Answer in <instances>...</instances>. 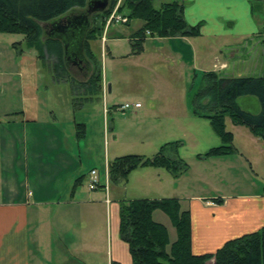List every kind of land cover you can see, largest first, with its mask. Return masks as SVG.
Segmentation results:
<instances>
[{
  "label": "crops",
  "instance_id": "crops-1",
  "mask_svg": "<svg viewBox=\"0 0 264 264\" xmlns=\"http://www.w3.org/2000/svg\"><path fill=\"white\" fill-rule=\"evenodd\" d=\"M173 1L184 4V20L192 27L200 25V36L172 40L147 39L143 52L131 56L129 36L142 25L131 22L129 26L113 23L105 31L102 42L98 41L104 46L101 53L105 69L102 75V98L106 103L104 113L105 110L107 114L109 112L107 102L110 101L113 106L118 96V89L107 78V59L134 65L141 74L146 70L145 65H157V73L163 74L168 73L165 67L171 69L173 65L188 62L192 71L215 72L221 76L230 68H235L239 59L249 58L252 46L261 44L264 0L254 3L253 9L250 0H153V3L158 8ZM123 42L127 44V50L119 54L117 47ZM259 50L263 56V48ZM160 63L164 65H158ZM37 67L38 59L31 52L25 51L18 56L17 70L11 78L13 80L15 77L19 84L13 97L18 106L16 109L9 106L0 110V264H111L113 261L131 264L127 246L118 237V224L116 230L112 229L114 237L105 260L99 257L94 239V190L86 192L76 189L70 195L73 181L83 175L81 160L77 165L73 158H80L81 147L86 148L87 134L83 139L76 138L77 123L70 111L65 118L67 128L61 126V131L53 134L52 124L55 126L57 118L52 120L43 116L44 110L38 96ZM247 73L257 76L237 74L229 78L261 77L264 74V61L260 59L258 72ZM156 95L158 92L153 93L151 89L144 92L142 97L152 100ZM141 108L142 105L133 110ZM172 119L178 122V118ZM199 124L192 123L203 127ZM245 134L246 141L238 147V154L252 153L254 163L259 159L264 162V144L248 130ZM212 138L206 133L191 140L194 149L202 151L199 150L202 147L215 145L216 141ZM171 139L179 141L180 138L172 136ZM216 140L219 141L218 138ZM200 142L207 144L200 146ZM181 149L183 147L179 155ZM52 153L55 154L54 162L50 159ZM230 158L195 161V169L197 172L201 170V175L197 173V181H206L205 171L212 170L218 174L219 185H227L223 176L228 175L229 169H234L235 160L240 163V159ZM222 166L224 169H220ZM90 171H94V168ZM191 174V167L187 174L178 179H173L161 169H139L130 174L128 182L120 189L126 195L133 179V183L137 182V186L131 189L134 199L181 200L182 208L190 213V249L194 255L214 253L225 242L264 227V186L230 195L222 194L219 189L212 194L217 196L193 194V188L182 187V180L191 178ZM106 190L109 194L110 187ZM119 199L106 201L107 207L116 213L117 223ZM216 199L222 202L217 203ZM156 217L157 212H154L153 220L163 224L169 233L172 227L168 219L162 217L161 221H157Z\"/></svg>",
  "mask_w": 264,
  "mask_h": 264
},
{
  "label": "trees",
  "instance_id": "trees-1",
  "mask_svg": "<svg viewBox=\"0 0 264 264\" xmlns=\"http://www.w3.org/2000/svg\"><path fill=\"white\" fill-rule=\"evenodd\" d=\"M107 7L92 14L90 28L83 41V54L90 64L85 77L72 75L64 61L62 43L45 38L42 25L76 11H84L89 0H0V34L22 35L24 50H34L41 62H50L54 83H66L71 94L73 111L84 103L98 101L102 97V67L92 50V43L101 40L106 21L119 0H105ZM259 0H250L252 4ZM184 4L178 1L156 8L153 0H121L116 13L129 26L133 21L141 27L129 36L130 55L143 52L147 39H179L200 36V25L189 26L183 17ZM264 56V34L261 36ZM19 50V55L23 53ZM46 64V63H45ZM48 64V63H47ZM256 112L243 108L247 103ZM191 115L208 122L220 145L196 155V160L230 157L238 154L233 145V134L226 130V119L234 126L244 127L264 144V74L258 78H227L215 72H203L201 84L191 100ZM243 106V107H242ZM85 137V125L76 124V138ZM180 141L162 145L152 157L126 155L107 164V181L126 184L132 172L144 169H161L173 179L189 171L180 157ZM77 178L72 185V195L83 181ZM97 188H105V186ZM215 202L222 201L216 199ZM154 212L164 214L175 231V241L170 244L167 228L152 218ZM118 237L127 246L131 264H264V227L260 230L225 242L214 253H191V226L188 209L181 200L123 199L119 201ZM111 264H119L111 262Z\"/></svg>",
  "mask_w": 264,
  "mask_h": 264
},
{
  "label": "rangeland",
  "instance_id": "rangeland-1",
  "mask_svg": "<svg viewBox=\"0 0 264 264\" xmlns=\"http://www.w3.org/2000/svg\"><path fill=\"white\" fill-rule=\"evenodd\" d=\"M80 12L82 11H76V13ZM133 23H139V21H133ZM112 24L113 22L108 25L105 24L102 38L107 28ZM22 40V35L0 34V110H5L9 106L11 108L18 106V103H15L13 97L14 92L19 88V84L16 83L17 80L15 77L13 80L11 78L17 70L19 50H24L23 44L18 45V43H22ZM101 44L97 41L91 45L96 59L101 63L102 75L104 76L105 69L101 58V53L104 52V46H101ZM251 48L252 51H249L252 54L249 58L243 57L239 59L234 66L235 68H230V70L222 73L221 76L227 78L237 76V74H242L241 76H257L246 74H248L247 72H250L249 74H254L252 72L255 71L258 72L260 59L264 61L259 50V48L263 47L261 44H258ZM126 50V43L118 44L117 52L119 54ZM29 52L36 57L34 50ZM45 63H41L38 60V96L40 98L41 108L44 110L42 112L43 116H48L52 120L54 117L57 118L54 124L55 126L52 124L53 134L57 135V132L61 131V126L62 128H67L65 118L69 114L68 111L72 112L74 115L72 117H74L77 124H84L86 126L87 146L86 148L84 146L81 147V153H79L80 158L73 159L77 165L79 164V160H81L83 167L82 176L84 178L77 187V190L83 189L86 192L87 190H94V239L98 245L99 257L103 261L105 260L106 253H108V247L110 248V242L113 241L114 235L112 229L116 230L118 224L116 213L110 210L111 207H107L106 201L108 199L112 201L119 198V201H121L125 199L124 196L134 199L131 189L137 186V182L133 183L134 180L132 179L129 183V188L127 187L126 195H124L122 189H120L122 187L121 184L108 183L106 166L117 157L126 155L152 157L162 145L176 142L173 141L175 139H171L172 136H178L183 147L180 151V156L183 157L182 159L187 163L189 168H192V177L188 179L184 178L182 180V187L193 188L191 189L193 194L217 196L212 194H214L216 189H219L222 194L230 195L247 190H254L255 188L261 189L264 186V162L262 159H259L257 163H254L252 153H246V155L243 154L241 156L239 154L230 156V159L233 160L240 159V163L238 160H235L234 169H229L228 175H222L227 180V185L220 186L217 180L218 174H215V171L212 170L205 171V175L207 174L206 181L201 180L202 183L197 181V173L201 175L199 173L201 170L197 172V169L194 167L195 161H197L195 158L196 154L198 152L205 153L206 150L219 146L220 141L216 140L217 138L213 134L208 122H198V120H194L191 116V100L201 84L203 71H192L193 69L189 66L188 62H185L184 65H173L171 69L165 67L168 73L163 74L157 73L155 67L157 65H145L146 70L141 74L134 65L125 64V62H110L107 59V78L118 89L117 101L114 105L112 106L109 103L110 101L107 102L108 114L107 112L106 114L104 113V104L106 105V103L102 97L98 101L86 102L80 109L73 111L68 84H53L49 69L50 62L45 61ZM158 65L163 66L164 63ZM160 71L164 72L163 70ZM76 78L80 79L81 77ZM151 89L153 93L158 92V95L154 99L148 100L142 97L144 92L150 91ZM114 96L115 92L113 94ZM136 102L142 105V108L138 111L130 109L125 112H120L118 110L120 105L135 104ZM243 106L247 110L256 112L251 102ZM172 118H178V122H174ZM104 120L106 128L104 127ZM192 123H201L199 125H203L204 128L202 126L192 125ZM225 125L226 130L233 134L235 138L233 145L238 149L240 144L245 143L247 138L245 133L248 129L236 128L237 126L235 127L229 119H226ZM206 133H209L213 137L212 139H215L216 143L215 145H210V147H207V145L199 149L202 151H197V149H194L191 138H198V136H204ZM166 134L170 136H164ZM207 142L205 144L200 142V146H205ZM50 159L51 162H54V153H52ZM91 168H94L95 172L93 178L101 186H105L106 188L110 187L109 194L106 188L89 189ZM220 169H224V167L222 166ZM208 172H211V175H208ZM161 218L167 219L164 214L157 212L156 220L161 221ZM168 235L171 244L176 238L175 231L169 228Z\"/></svg>",
  "mask_w": 264,
  "mask_h": 264
},
{
  "label": "water",
  "instance_id": "water-1",
  "mask_svg": "<svg viewBox=\"0 0 264 264\" xmlns=\"http://www.w3.org/2000/svg\"><path fill=\"white\" fill-rule=\"evenodd\" d=\"M106 7L107 2L105 0H89L86 10L80 13H69L42 25L45 38L57 39L62 43L66 67L70 59H75V62L78 60V65L85 63L90 67L83 54L84 36L90 28L92 14L100 13Z\"/></svg>",
  "mask_w": 264,
  "mask_h": 264
},
{
  "label": "built area",
  "instance_id": "built-area-1",
  "mask_svg": "<svg viewBox=\"0 0 264 264\" xmlns=\"http://www.w3.org/2000/svg\"><path fill=\"white\" fill-rule=\"evenodd\" d=\"M117 6L118 4L116 5V7L114 8V10L112 11V13L110 14V16L108 17V20L106 21V24H110V23H124L126 20L124 18H122L120 15H118L116 13V10H117ZM140 108V104L139 103H135V104H124V105H120L118 107V110L121 111V112H125L127 110H130V109H138ZM107 111L105 110V113ZM95 176V172L92 171L91 172V178H90V181H89V189L90 190H93V189H96L97 186L99 185L98 181L96 179H94L93 177ZM30 195V194H29Z\"/></svg>",
  "mask_w": 264,
  "mask_h": 264
},
{
  "label": "flooded vegetation",
  "instance_id": "flooded-vegetation-1",
  "mask_svg": "<svg viewBox=\"0 0 264 264\" xmlns=\"http://www.w3.org/2000/svg\"><path fill=\"white\" fill-rule=\"evenodd\" d=\"M70 35V34H68ZM78 62V60H76ZM77 62H75V59H70L69 60V64L67 66L68 71L74 75L75 77H85L86 73L88 72V69L90 68L89 66H87L85 63L82 64H77Z\"/></svg>",
  "mask_w": 264,
  "mask_h": 264
}]
</instances>
